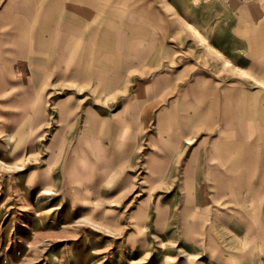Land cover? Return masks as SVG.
I'll list each match as a JSON object with an SVG mask.
<instances>
[{"label": "crops", "instance_id": "0c3cea01", "mask_svg": "<svg viewBox=\"0 0 264 264\" xmlns=\"http://www.w3.org/2000/svg\"><path fill=\"white\" fill-rule=\"evenodd\" d=\"M236 1L0 0L2 162L139 249L264 251V0Z\"/></svg>", "mask_w": 264, "mask_h": 264}, {"label": "rangeland", "instance_id": "374dc122", "mask_svg": "<svg viewBox=\"0 0 264 264\" xmlns=\"http://www.w3.org/2000/svg\"><path fill=\"white\" fill-rule=\"evenodd\" d=\"M20 163L0 158V264H264V251L256 250V243L250 244L254 251L245 253L216 251V244L212 251L189 253L179 249L174 235L166 244L154 237L147 250L139 249L126 228L97 225L66 211L57 196L41 194L39 173L25 171L33 167L31 158Z\"/></svg>", "mask_w": 264, "mask_h": 264}]
</instances>
